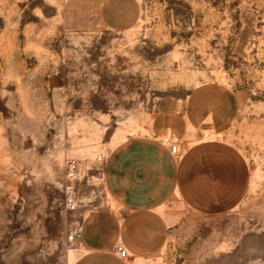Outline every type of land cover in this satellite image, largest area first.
<instances>
[{
  "label": "rangeland",
  "instance_id": "rangeland-1",
  "mask_svg": "<svg viewBox=\"0 0 264 264\" xmlns=\"http://www.w3.org/2000/svg\"><path fill=\"white\" fill-rule=\"evenodd\" d=\"M123 139L178 146L149 216L112 198ZM96 215L105 247L72 257ZM127 215L149 218L146 252ZM0 264H264V0H0Z\"/></svg>",
  "mask_w": 264,
  "mask_h": 264
},
{
  "label": "crops",
  "instance_id": "crops-1",
  "mask_svg": "<svg viewBox=\"0 0 264 264\" xmlns=\"http://www.w3.org/2000/svg\"><path fill=\"white\" fill-rule=\"evenodd\" d=\"M153 133L155 129L152 125ZM161 131L167 132L164 136L175 137L171 128ZM162 143V142H161ZM164 143V142H163ZM125 146L115 154L114 160L107 164V174L110 178L111 189H116L117 195L112 197L118 202L119 210L130 215L134 212H141L140 215L149 214L151 203L148 199L150 190L155 183H167L178 174V168L174 166L171 151H165L154 143H133L122 144ZM131 163V166L128 164ZM159 190L165 191L164 184L159 185ZM151 191H154L152 189ZM111 192V191H110ZM155 195V194H154ZM115 202V205H116ZM100 215V214H99ZM127 217L119 219L120 232L125 237L127 246L132 250L146 252L151 245H154L153 231L150 228V220L145 223H132ZM98 215L92 217L84 228V248L101 251L105 245L103 241L104 228L98 220ZM134 232V233H132ZM120 235V240L123 239ZM147 248V249H146ZM128 251V250H127ZM131 253V251L129 250Z\"/></svg>",
  "mask_w": 264,
  "mask_h": 264
},
{
  "label": "built area",
  "instance_id": "built-area-1",
  "mask_svg": "<svg viewBox=\"0 0 264 264\" xmlns=\"http://www.w3.org/2000/svg\"><path fill=\"white\" fill-rule=\"evenodd\" d=\"M100 2H106L107 0H99ZM172 154H178L179 149L177 144H173L170 148ZM67 168V184L65 187V206L70 211H75L83 203L78 191L79 182V162L75 158H69L66 162ZM84 238V230L81 225H75L70 230L68 235V241L70 243H76ZM120 258H126L129 256L126 245L123 240L117 243L115 246Z\"/></svg>",
  "mask_w": 264,
  "mask_h": 264
},
{
  "label": "bare ground",
  "instance_id": "bare-ground-1",
  "mask_svg": "<svg viewBox=\"0 0 264 264\" xmlns=\"http://www.w3.org/2000/svg\"><path fill=\"white\" fill-rule=\"evenodd\" d=\"M141 128V130L143 131V132H145V134H147V135H149L150 137H152L153 136V129H152V126L151 125H148L147 127H140ZM121 140V139H120ZM120 142V141H119ZM119 142H114L113 141V147H118L119 145H122V144H125L126 142H128L127 141V139H123V141L120 143V144H118ZM162 142V141H161ZM163 143V142H162ZM112 147V148H113ZM116 202V201H115ZM116 206L118 207L119 206V203L118 202H116ZM76 251H79V254L80 255H83V254H85L86 252H87V250H86V248H84L83 247V245L79 248V249H72L71 250V256L73 257V256H75L76 255Z\"/></svg>",
  "mask_w": 264,
  "mask_h": 264
}]
</instances>
